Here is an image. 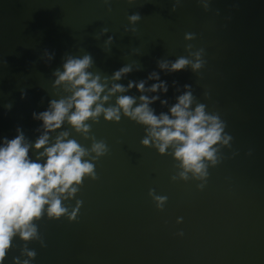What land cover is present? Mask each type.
Returning <instances> with one entry per match:
<instances>
[{
	"label": "water",
	"instance_id": "1",
	"mask_svg": "<svg viewBox=\"0 0 264 264\" xmlns=\"http://www.w3.org/2000/svg\"><path fill=\"white\" fill-rule=\"evenodd\" d=\"M134 13L141 19L133 25ZM195 52L202 61L196 71L158 67L180 56L194 60ZM85 54L102 79L132 65L117 81L125 86L158 72L168 104H152L157 115L190 84L193 106L218 114L233 139L220 146L207 177L188 173L185 180L172 149L144 146L145 126L123 113L119 122L87 121V134L65 123L58 131L89 150L85 159L96 156L94 142L106 144L93 161L97 178L85 177L64 201L69 210L82 201L76 221L45 214L35 221L37 238H14L7 264L26 259L25 248L36 252L31 264H264V0H0V137H13L19 126L34 141L40 122L32 113L66 95L53 87V72L68 56ZM125 94L140 95L135 88ZM150 190L167 198L162 210Z\"/></svg>",
	"mask_w": 264,
	"mask_h": 264
},
{
	"label": "clouds",
	"instance_id": "2",
	"mask_svg": "<svg viewBox=\"0 0 264 264\" xmlns=\"http://www.w3.org/2000/svg\"><path fill=\"white\" fill-rule=\"evenodd\" d=\"M140 19L139 13L128 17L133 25ZM107 31L102 29V33ZM112 39L110 36L106 45ZM45 55L51 60L55 53L45 49ZM192 55L194 60L180 56L174 61H158V67L167 73L180 72L189 66L196 71L202 67L201 52ZM92 65L90 54L68 56L61 68L53 72V87H62L66 95L49 100L45 110L32 113V118L40 122L37 129L40 134L34 141H29L19 126L13 137H0V264H7L14 238L18 236L27 243L38 237L35 221L45 214L51 220L63 217L69 222L76 221L82 201L77 200L76 207L71 210L65 207L64 201L75 197L85 177L97 178L93 161L107 153L106 144L94 142L90 151L96 156L92 160L85 159L89 150L70 139L67 131H58L65 123L87 134L90 130L87 121L95 122L103 115L106 121L119 122L123 113L145 126L147 136L141 141L144 146H154L160 154L172 149L173 157L183 170L180 178L185 180L188 173L197 178L207 177L209 165L219 162L220 146H230L233 137L225 131L226 122L218 114L207 112L203 103L193 106L190 84L183 86L184 91L176 96L167 112L157 115L151 105L158 100L161 105L168 104L167 99H161V95L168 92V83L158 72L153 71L139 81L129 80L125 86L117 81L133 70L132 65L122 66L110 78L103 79L90 71ZM148 81L153 83L146 87ZM133 88L140 93L138 98L125 94ZM114 95L115 104L105 107ZM25 96L26 92L21 90V98ZM4 107L11 110L12 103ZM149 195L162 210L167 198L155 195L153 190ZM181 221L182 218H177V223ZM22 255L27 258L13 256L11 264H31L36 252L25 248Z\"/></svg>",
	"mask_w": 264,
	"mask_h": 264
}]
</instances>
